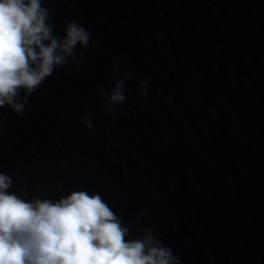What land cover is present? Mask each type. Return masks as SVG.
Returning <instances> with one entry per match:
<instances>
[{
    "label": "water",
    "instance_id": "obj_1",
    "mask_svg": "<svg viewBox=\"0 0 264 264\" xmlns=\"http://www.w3.org/2000/svg\"><path fill=\"white\" fill-rule=\"evenodd\" d=\"M43 6L54 35L75 20L91 43L23 115L0 109L8 191L53 201L99 193L129 239L150 227L180 264H264V0ZM126 72L127 102L106 114L100 90Z\"/></svg>",
    "mask_w": 264,
    "mask_h": 264
},
{
    "label": "clouds",
    "instance_id": "obj_2",
    "mask_svg": "<svg viewBox=\"0 0 264 264\" xmlns=\"http://www.w3.org/2000/svg\"><path fill=\"white\" fill-rule=\"evenodd\" d=\"M44 3L0 0V109L7 106L18 115L57 67L83 63L77 45L86 49L91 43L90 32L75 20L67 22L62 37L54 35L56 25ZM130 74L117 78L110 92L100 90L106 114L127 102L124 79ZM142 88L143 97L147 80ZM84 124L93 129L92 117H84ZM12 184L0 171V264H180L150 227L129 239L131 228L99 193L78 190L55 201L29 200L9 192Z\"/></svg>",
    "mask_w": 264,
    "mask_h": 264
}]
</instances>
